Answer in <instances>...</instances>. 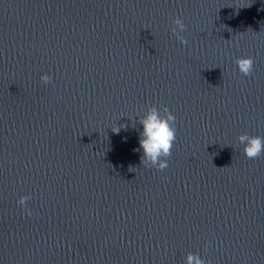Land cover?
<instances>
[{
  "label": "water",
  "instance_id": "obj_1",
  "mask_svg": "<svg viewBox=\"0 0 264 264\" xmlns=\"http://www.w3.org/2000/svg\"><path fill=\"white\" fill-rule=\"evenodd\" d=\"M151 106L175 116L163 169ZM243 134L264 136V0H0V264H264Z\"/></svg>",
  "mask_w": 264,
  "mask_h": 264
},
{
  "label": "clouds",
  "instance_id": "obj_2",
  "mask_svg": "<svg viewBox=\"0 0 264 264\" xmlns=\"http://www.w3.org/2000/svg\"><path fill=\"white\" fill-rule=\"evenodd\" d=\"M172 25V34L181 44L186 45L187 39L180 35L186 30V25L180 18L174 19ZM237 64L242 73L246 75L251 73L253 61L250 57L239 58ZM41 79L48 83L51 77L48 74H43ZM139 122L142 125V130L139 132L138 150H142V163H145L146 166L150 164L163 169L167 166L166 157L170 155L176 140L174 114L166 107L161 110L156 106H151L139 117ZM239 140L244 144V152L248 158L254 159L264 153V136L243 134ZM29 198V196L21 195L17 203L25 206ZM192 262L193 257L190 254L187 264H192ZM196 264H201V262L197 260Z\"/></svg>",
  "mask_w": 264,
  "mask_h": 264
}]
</instances>
